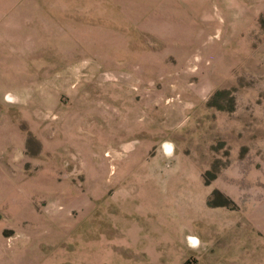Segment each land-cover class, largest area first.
Segmentation results:
<instances>
[{
    "label": "rangeland",
    "instance_id": "rangeland-1",
    "mask_svg": "<svg viewBox=\"0 0 264 264\" xmlns=\"http://www.w3.org/2000/svg\"><path fill=\"white\" fill-rule=\"evenodd\" d=\"M111 1L0 55V264H264V0Z\"/></svg>",
    "mask_w": 264,
    "mask_h": 264
},
{
    "label": "crops",
    "instance_id": "crops-1",
    "mask_svg": "<svg viewBox=\"0 0 264 264\" xmlns=\"http://www.w3.org/2000/svg\"><path fill=\"white\" fill-rule=\"evenodd\" d=\"M45 2V0H42ZM40 0V3H42ZM125 0H112L111 3L118 5L124 3ZM29 0H0V55H5L7 51H13L11 48L14 44L18 43V40L21 36L25 35L24 28L27 27L26 23L21 20L22 16L28 15ZM154 1H147L143 6L154 5ZM141 5V4H140ZM41 13L44 15L45 10H41ZM37 31L32 32L31 35L37 36L38 38H43L44 30L46 29L45 25L36 27ZM39 28H42L39 30ZM50 28H52L50 26ZM54 28V27H53ZM39 30V31H38ZM9 46L6 48L5 46ZM8 49V50H7ZM4 53V54H3ZM1 59V58H0ZM3 63H1L2 66ZM1 70V67H0ZM0 76H5L2 70L0 71ZM193 242V240H191ZM196 241H194L195 243Z\"/></svg>",
    "mask_w": 264,
    "mask_h": 264
},
{
    "label": "bare ground",
    "instance_id": "bare-ground-1",
    "mask_svg": "<svg viewBox=\"0 0 264 264\" xmlns=\"http://www.w3.org/2000/svg\"><path fill=\"white\" fill-rule=\"evenodd\" d=\"M169 148H170V146L167 144V145H166V150H167V149H169ZM171 153H172V151H171ZM191 240H193V242H192V243H194V241H196L195 237H194V238H193V237H191Z\"/></svg>",
    "mask_w": 264,
    "mask_h": 264
}]
</instances>
